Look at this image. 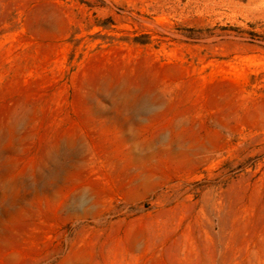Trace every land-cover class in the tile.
<instances>
[{
  "label": "rangeland",
  "instance_id": "1",
  "mask_svg": "<svg viewBox=\"0 0 264 264\" xmlns=\"http://www.w3.org/2000/svg\"><path fill=\"white\" fill-rule=\"evenodd\" d=\"M0 264H264V0H0Z\"/></svg>",
  "mask_w": 264,
  "mask_h": 264
}]
</instances>
